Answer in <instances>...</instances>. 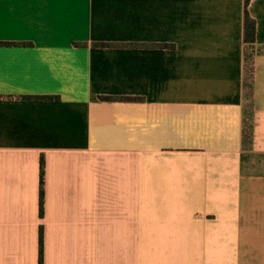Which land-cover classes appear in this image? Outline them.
<instances>
[{
  "label": "crops",
  "instance_id": "1",
  "mask_svg": "<svg viewBox=\"0 0 264 264\" xmlns=\"http://www.w3.org/2000/svg\"><path fill=\"white\" fill-rule=\"evenodd\" d=\"M245 11L0 0V264H39L41 227L44 264H264V0L251 150Z\"/></svg>",
  "mask_w": 264,
  "mask_h": 264
},
{
  "label": "trees",
  "instance_id": "2",
  "mask_svg": "<svg viewBox=\"0 0 264 264\" xmlns=\"http://www.w3.org/2000/svg\"><path fill=\"white\" fill-rule=\"evenodd\" d=\"M252 0H246L245 22H244V42L246 45L245 51V96L247 100L246 119L243 130V142L246 149H251L254 142V128L249 117H252L253 112V98L255 88V44H256V21L250 16L248 6ZM101 46H108L101 44ZM251 51V52H250ZM103 101L114 102H138L140 98L136 97H103ZM44 187H45V161L44 157L40 164V215L43 217L44 213ZM39 264H44V235L43 228L40 230V256Z\"/></svg>",
  "mask_w": 264,
  "mask_h": 264
},
{
  "label": "rangeland",
  "instance_id": "3",
  "mask_svg": "<svg viewBox=\"0 0 264 264\" xmlns=\"http://www.w3.org/2000/svg\"><path fill=\"white\" fill-rule=\"evenodd\" d=\"M247 104L248 103H246V106ZM251 149H246V150H251ZM247 187L249 188H247L248 191L245 193L246 194V197H245L246 210L250 211L252 207L258 208L259 203L261 205H264L262 204V202L264 203V181H253L250 184H248Z\"/></svg>",
  "mask_w": 264,
  "mask_h": 264
}]
</instances>
